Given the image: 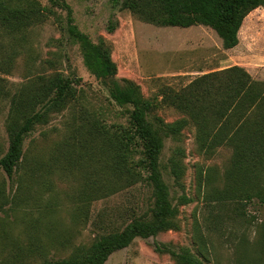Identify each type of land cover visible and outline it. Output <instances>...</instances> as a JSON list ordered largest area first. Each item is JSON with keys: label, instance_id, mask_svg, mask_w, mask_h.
<instances>
[{"label": "rangeland", "instance_id": "1", "mask_svg": "<svg viewBox=\"0 0 264 264\" xmlns=\"http://www.w3.org/2000/svg\"><path fill=\"white\" fill-rule=\"evenodd\" d=\"M39 1L50 6L47 0ZM67 4L79 31L110 49L118 78L134 81L152 101L151 115L167 123L185 115L163 102L165 94L180 91L203 74L240 66L264 82V8L245 19L239 46L225 50L217 33L202 25L155 26L115 7L111 0ZM67 24V12L56 8V15L22 33L0 29V159L9 148L7 127L15 97L36 92L56 74L75 81L77 90L74 101L47 113L26 136V159L14 179L0 167V264L66 259L101 235L149 213L152 206V191L145 182L107 198H99L90 188L98 146L86 142L87 121L127 125L128 114L89 72ZM38 111L45 114L41 107ZM177 148L182 149L185 168L180 184L168 169ZM70 152L74 160L68 158ZM232 156L226 145L209 154L200 151L192 126L184 130L181 143L167 139L161 164L179 208L173 228L136 239L106 264H178L166 251L183 248L204 264H264V205L258 200L217 201L215 195L223 187ZM181 196L189 202L180 203Z\"/></svg>", "mask_w": 264, "mask_h": 264}, {"label": "trees", "instance_id": "2", "mask_svg": "<svg viewBox=\"0 0 264 264\" xmlns=\"http://www.w3.org/2000/svg\"><path fill=\"white\" fill-rule=\"evenodd\" d=\"M0 0V29L18 34L56 15L67 12V32L79 44L84 64L105 87L111 100L127 110V125L102 126L87 121V143H97V170L92 191L99 198L145 182L152 191L150 212L134 217L123 229L98 237L88 248H78L70 257L46 260L43 264H106L112 254L131 246L136 239H149L173 228L179 214L165 181L161 156L167 139L181 143L183 132L192 126L195 142L207 154L221 146L233 156L224 174L223 187L215 190L217 201L252 202L264 205V82L255 80L243 67L234 66L203 74L180 91L165 94L163 102L185 115L172 123L152 116V101L145 98L132 80L118 78V67L104 43L95 44L73 21L69 0ZM88 1V0H86ZM143 22L159 27L205 26L214 30L225 50L239 46L245 19L264 8V0H111ZM75 81L62 74L44 80L36 92L18 95L12 102L8 122L9 148L0 167L14 179L25 158L24 140L47 113L63 102L75 100ZM45 110L43 112L38 109ZM84 127L80 129V134ZM136 154L140 157L137 159ZM182 149L168 160L175 184L184 175ZM69 159L74 160L72 152ZM185 196L180 203H188ZM161 251V247L157 248ZM166 251V250H165ZM163 252V251H161ZM178 264H204L188 249L166 251Z\"/></svg>", "mask_w": 264, "mask_h": 264}]
</instances>
